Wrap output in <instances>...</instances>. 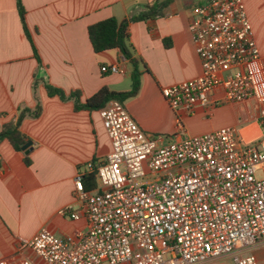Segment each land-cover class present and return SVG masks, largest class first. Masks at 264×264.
Masks as SVG:
<instances>
[{
  "label": "crops",
  "instance_id": "crops-1",
  "mask_svg": "<svg viewBox=\"0 0 264 264\" xmlns=\"http://www.w3.org/2000/svg\"><path fill=\"white\" fill-rule=\"evenodd\" d=\"M166 0H20L24 22L40 63L22 29L16 0H0V131L15 122L19 112H33L19 127L30 145L15 151L0 141V261L43 264L24 241L42 228L57 237L84 231L86 219L75 200L73 179L89 173L111 150L99 110L75 109V99L49 97L45 85L66 96L78 93L84 104L101 88L126 92L131 87L132 66L122 61L118 50L94 53L88 26L108 18L121 22L146 6ZM207 0H169L163 15L129 23L128 46L139 60L140 87L123 105L147 135L166 130L163 144L180 132L190 136L234 127L245 142L264 134L259 119L260 104L223 101L220 89L212 95L218 105L196 108L190 114L172 111L162 98V87L197 77L200 62L188 26L196 6ZM259 59L254 64L264 89V0H242ZM124 65L125 74H102L101 66ZM129 76L130 83L126 84ZM28 156L30 163H24ZM67 205L80 211L79 220L60 216ZM222 260V259H220ZM215 260L210 264H217Z\"/></svg>",
  "mask_w": 264,
  "mask_h": 264
},
{
  "label": "built area",
  "instance_id": "built-area-1",
  "mask_svg": "<svg viewBox=\"0 0 264 264\" xmlns=\"http://www.w3.org/2000/svg\"><path fill=\"white\" fill-rule=\"evenodd\" d=\"M201 72L162 87L174 112L256 100L264 127V89L254 64L259 59L242 0H207L188 26ZM123 63L126 62L122 58ZM102 74L124 75V65L101 66ZM111 150L96 169L97 187L85 191L73 179L84 231L61 238L42 228L24 241L43 264H258L264 251V134L252 142L225 127L190 136L180 131L167 144L145 134L124 105L109 100L98 111ZM67 205L60 216L79 220ZM0 264H11L0 261ZM17 264H29L22 261Z\"/></svg>",
  "mask_w": 264,
  "mask_h": 264
},
{
  "label": "trees",
  "instance_id": "trees-1",
  "mask_svg": "<svg viewBox=\"0 0 264 264\" xmlns=\"http://www.w3.org/2000/svg\"><path fill=\"white\" fill-rule=\"evenodd\" d=\"M169 0L163 2H156L153 5L146 6L143 11L131 16L127 20L121 22L117 21L115 18L111 17L103 21L94 23L87 28V35L89 42L92 46L94 53H102L109 50H118L122 55V58L126 60L132 66V72L130 75L131 78V87L130 90L126 92H113L108 88L103 87L97 93H95L91 98H89L84 104L78 103V93L73 92L68 96L64 94L59 89L53 88L48 84L45 85L47 95L49 97L57 96L62 101L75 99V109H88V110H100L107 101L117 100L123 104L124 101L135 97L138 93L140 87V71L138 69L139 60L136 59L131 53L128 46V34L127 26L129 23L152 20L163 15V9ZM17 10L19 13L20 21L22 24V29L25 33L26 38L28 39L30 46L33 51L34 58L38 63L40 59L37 55V52L32 45L31 37L28 33L24 22L25 11L20 3V0H16ZM40 107L36 106L33 112H30L27 109H23L19 112L15 122H9L3 125L0 131V141L6 140L9 142L11 147L19 152L25 151L23 147L28 143V140L25 135H23L20 130V124L26 116L37 117ZM24 163L28 165L30 163L28 156L24 157ZM83 188L85 191H93L97 187L95 167L89 173H86L81 176Z\"/></svg>",
  "mask_w": 264,
  "mask_h": 264
},
{
  "label": "rangeland",
  "instance_id": "rangeland-1",
  "mask_svg": "<svg viewBox=\"0 0 264 264\" xmlns=\"http://www.w3.org/2000/svg\"><path fill=\"white\" fill-rule=\"evenodd\" d=\"M126 81V84L129 85L130 83V80H129V76L126 77L125 79ZM153 137H156V138H163V137H171L172 135H168L167 134V131L166 130H161V131H158V134L157 135H152ZM253 254L257 257V261H258V264H264V251L263 250H257V251H254ZM217 264H234L232 262V260L230 258H224L222 260H220Z\"/></svg>",
  "mask_w": 264,
  "mask_h": 264
},
{
  "label": "water",
  "instance_id": "water-1",
  "mask_svg": "<svg viewBox=\"0 0 264 264\" xmlns=\"http://www.w3.org/2000/svg\"><path fill=\"white\" fill-rule=\"evenodd\" d=\"M29 145H30V143H27V144L23 147V149H26Z\"/></svg>",
  "mask_w": 264,
  "mask_h": 264
}]
</instances>
